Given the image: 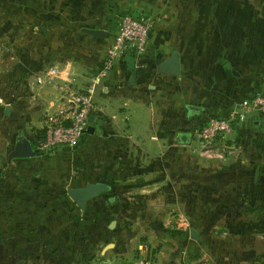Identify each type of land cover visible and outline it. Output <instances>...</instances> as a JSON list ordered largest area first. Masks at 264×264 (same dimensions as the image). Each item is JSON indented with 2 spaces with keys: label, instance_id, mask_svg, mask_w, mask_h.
Masks as SVG:
<instances>
[{
  "label": "crops",
  "instance_id": "1",
  "mask_svg": "<svg viewBox=\"0 0 264 264\" xmlns=\"http://www.w3.org/2000/svg\"><path fill=\"white\" fill-rule=\"evenodd\" d=\"M82 3L80 21L93 27L58 24L55 0H34L32 23L17 27L16 41L1 43L0 132L8 150L0 165V264H88L98 257L114 264L135 251L153 254L158 241L159 264H262L264 115L249 111L219 140L237 149L227 161L202 159L195 132L232 110L241 115L244 100L264 95V14L250 23L248 0ZM124 11L152 21L147 53L124 50L113 70L103 71L122 20L111 18ZM85 29L112 36L95 41ZM172 51L180 54L179 76L160 71ZM94 78L93 135L9 161L20 139L35 148L43 138L47 118L61 106L58 84L81 91ZM188 106L204 111L189 116ZM182 133L192 136L190 144H178ZM101 179L111 191L85 212L65 197L68 188Z\"/></svg>",
  "mask_w": 264,
  "mask_h": 264
},
{
  "label": "built area",
  "instance_id": "2",
  "mask_svg": "<svg viewBox=\"0 0 264 264\" xmlns=\"http://www.w3.org/2000/svg\"><path fill=\"white\" fill-rule=\"evenodd\" d=\"M152 23L146 17H133L125 15L120 23L118 33L114 37L111 47L107 51L103 71L113 70L120 54L127 49L135 52L136 56L142 57L147 53ZM144 67L143 64L140 68ZM58 67H52L47 72L48 80L51 82L58 74ZM41 83V81H40ZM97 79L94 78L86 89L78 91L72 83L58 84L62 94L61 106L50 115L44 126V136L35 145V149L42 154H47L58 147H73L88 135L90 128V117L97 112L95 103ZM3 101L0 98V104ZM246 114L249 111L264 115V95H257L241 104ZM239 115L232 110L227 118L212 119L208 124L195 132V137L200 146V155L206 158H216L227 161L234 157L237 149L219 145V140L231 135L244 114ZM187 228V227H186ZM102 264V263H97ZM137 264H148L140 262Z\"/></svg>",
  "mask_w": 264,
  "mask_h": 264
},
{
  "label": "rangeland",
  "instance_id": "3",
  "mask_svg": "<svg viewBox=\"0 0 264 264\" xmlns=\"http://www.w3.org/2000/svg\"><path fill=\"white\" fill-rule=\"evenodd\" d=\"M127 2L128 0H122ZM139 0H137L138 2ZM82 0H55L54 4V16L56 17V21L58 24H69L75 26L77 29L80 27H93L92 23H88L84 21H80L82 18ZM42 5V4H41ZM109 5L108 3L106 6ZM248 8H249V22L256 23L257 19L254 15H262L264 14V0H248ZM116 9V8H115ZM36 10L34 7V0H0V47L1 43L3 42L5 44L7 41H16V37L18 36L17 27L18 26H27L32 23L33 19V11ZM41 10L43 11L44 8L41 7ZM114 10V9H113ZM107 12H111L110 8L106 10ZM128 12L127 14L137 18V17H145L142 11L139 12H133V11H124ZM42 13V12H41ZM112 13V12H111ZM44 14V13H42ZM122 14L119 17H113L111 20L115 21L117 23L122 19ZM126 14V13H125ZM84 17V16H83ZM108 17V16H105ZM147 18V17H146ZM108 21V20H107ZM110 21V20H109ZM151 21V20H150ZM259 21L264 24V17L263 20L259 18ZM152 22V21H151ZM96 26V25H95ZM15 48V45H13V49ZM0 54H1V48H0ZM1 62V61H0ZM1 65V63H0ZM207 108V107H206ZM244 111H241V114ZM244 114V113H243ZM245 115V114H244ZM5 118L3 111L0 110V128L2 124H4V121H2ZM6 139L7 136L1 135L0 132V165L2 167H6V151L8 150L6 148ZM194 143L197 144V141L195 140ZM202 159L210 160V158H206L203 156ZM15 162V161H12ZM2 172V171H0ZM65 197L69 198L67 194V191H65ZM75 209H77V206H75ZM76 213L79 214V211L76 210ZM158 245H160V242H156L154 244L155 249L153 254H148L144 252L143 254H140L139 252H134L130 257H122L121 261L128 264H137L140 262H145L148 264H159V251H157ZM108 259H101L97 258L94 260L93 264L102 261L104 264L106 263ZM120 261V262H121Z\"/></svg>",
  "mask_w": 264,
  "mask_h": 264
},
{
  "label": "water",
  "instance_id": "4",
  "mask_svg": "<svg viewBox=\"0 0 264 264\" xmlns=\"http://www.w3.org/2000/svg\"><path fill=\"white\" fill-rule=\"evenodd\" d=\"M84 32L96 41L97 39L108 38L112 36L111 33L106 32L104 30L99 29H85ZM136 63L137 59L135 57H131L129 59V67L128 69L132 72L131 82L135 85V71H136ZM160 71L166 73L170 76H179L181 73V58L180 54L176 51L171 52V56L165 60L161 66ZM9 108L6 110V114H9ZM204 109L199 106H188L187 112L189 116H194L198 113H203ZM208 111V110H206ZM101 115V114H99ZM94 122V116L90 117V123ZM95 133V128L91 126L88 130V134L93 135ZM192 142V136L187 133H182L178 136V144H190ZM43 154L36 150L33 144L27 139H20L14 148V151L9 156V161L17 160V159H29L38 156H42ZM111 191V187L107 184L106 180L101 179L98 183H88L84 187L80 188H68L67 194L72 200V202L77 206V208L85 212L87 210L88 202L94 198H97L100 195L109 193ZM192 238H196V232L194 230L191 231ZM264 239V235H261ZM111 248V247H109ZM107 248L106 251L109 249Z\"/></svg>",
  "mask_w": 264,
  "mask_h": 264
},
{
  "label": "trees",
  "instance_id": "5",
  "mask_svg": "<svg viewBox=\"0 0 264 264\" xmlns=\"http://www.w3.org/2000/svg\"><path fill=\"white\" fill-rule=\"evenodd\" d=\"M101 259H103V258H101ZM97 263H102V264H104L102 261H99V262H97ZM97 263H95V264H97ZM88 264H93V262L92 263H88ZM114 264H126V263H124V262H119V263H114ZM129 264V263H128ZM262 264H264V261L262 262Z\"/></svg>",
  "mask_w": 264,
  "mask_h": 264
}]
</instances>
